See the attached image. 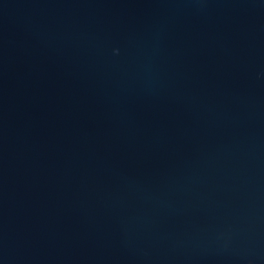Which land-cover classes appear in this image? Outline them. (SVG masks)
Returning <instances> with one entry per match:
<instances>
[{
  "label": "water",
  "instance_id": "1",
  "mask_svg": "<svg viewBox=\"0 0 264 264\" xmlns=\"http://www.w3.org/2000/svg\"><path fill=\"white\" fill-rule=\"evenodd\" d=\"M0 264H264V0H0Z\"/></svg>",
  "mask_w": 264,
  "mask_h": 264
}]
</instances>
